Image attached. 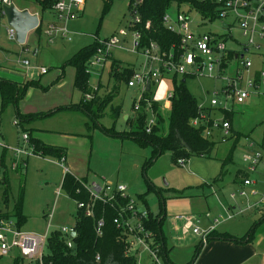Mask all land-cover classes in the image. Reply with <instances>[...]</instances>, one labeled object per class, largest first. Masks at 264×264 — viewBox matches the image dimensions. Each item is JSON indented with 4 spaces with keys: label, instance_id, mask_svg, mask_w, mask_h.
<instances>
[{
    "label": "rangeland",
    "instance_id": "obj_1",
    "mask_svg": "<svg viewBox=\"0 0 264 264\" xmlns=\"http://www.w3.org/2000/svg\"><path fill=\"white\" fill-rule=\"evenodd\" d=\"M130 1L112 0L109 10L105 13L104 0H87L82 17L69 23L72 42L57 35L54 42L50 43L45 33L49 24L55 20V16L46 12L40 14L43 19V33L41 36L34 33L28 35L24 49L29 50V53H21V47L9 41L6 31L2 29L0 66L6 68L14 66L13 70L20 71V58H28L34 65L49 69V73L42 77L35 69L30 72L41 78L42 84L50 83V80L52 82L60 73V67L82 49L95 45L97 41H108L113 35L125 30L129 34L128 37L122 40L120 47L112 50L103 69L87 73L90 76L88 94L92 98L105 100L117 85L115 79L110 76L114 62H120L123 67L134 68L139 72L144 69L145 59L135 46L131 29ZM16 3L23 6L19 1ZM184 6L179 8L180 13L189 15L195 35L209 32L228 33L231 35L227 43L228 48L239 51L247 44V40L237 27L225 32L221 29L219 21L214 24L212 21L207 22L206 13L202 12L201 15ZM178 7L173 5L168 12L175 17ZM228 21L231 22V19ZM150 25L151 22L148 21L147 26ZM64 26L60 25L61 28ZM257 43L264 49V40L257 39ZM37 49L39 54L34 56L33 52ZM188 49H191V46ZM5 50H11L13 54L10 61H6L8 56ZM246 58L251 59L254 64L249 76L253 77L257 70L264 69V54L252 50L246 54ZM225 64L226 67L222 69L219 77L216 72L215 78L197 76L188 80L187 87L201 107L212 109L213 101H217L218 105H226L228 81L236 76L238 63ZM64 73V79L50 91L45 92L46 94L28 91L18 106L10 103L2 111L0 98V161L3 152L7 157L12 156L8 165L10 167L15 161L14 151L18 148L25 150V154L18 158L23 165V175L17 174L10 167L8 171L11 177L10 187L7 188L0 183V213H13L14 204L23 190L25 192L23 216L26 221L20 226L21 232L44 235L47 232L51 234L64 228L75 227L78 222L77 204L61 188L66 167L69 174L79 179L88 177L89 184L95 181L98 184L109 182L127 186L126 195L137 207L147 209L153 216L160 215L163 218L162 235L166 240L167 259L173 264H190L194 260V264H231L232 254L215 241H211L198 251L202 245V238L195 235L193 230L200 228L202 233L206 232L211 222L226 218L228 209L235 203L230 196L238 190L235 181L238 179L239 171L245 167L243 157L251 154L250 145L259 139L264 131V97L253 95L243 105L228 100V107L234 113L233 131L240 134L239 141L235 143L236 139L232 137L231 130L228 141L216 139L218 144L211 157H193L181 165L180 162H173L169 152L154 161L151 146L105 134L86 113L76 109L77 106H81L82 93L74 87L75 69L65 67ZM247 78L248 75L245 76L243 85L246 84ZM11 79L15 80L16 77L12 75ZM118 86L119 94L106 108L100 125L129 134L132 128L127 121L132 119V107L135 100L141 97V93L139 89H129L126 83ZM173 90V82L167 80L156 91L157 100L163 106L162 127L165 133L168 131L170 119V109L166 108L167 93H172ZM261 92L264 94V89ZM120 105L123 106V115L115 122L112 109ZM215 109L212 112V119L226 120L220 112V107L216 106ZM18 110L23 116L20 119L17 116ZM40 112L51 114L36 115ZM126 115H130L127 121L124 119ZM24 135H28L29 140L37 137L47 145L66 149L68 153L66 162L34 155L31 141L25 142ZM230 152H233V162L225 167L223 179L216 181ZM3 172L4 169L0 167V179ZM261 174L263 175L264 171H261ZM6 190L8 209L4 199ZM142 198H145L146 203ZM238 201V209L244 208V203ZM178 216L192 220L194 226L188 233L182 231L181 227L185 222L177 221L175 217ZM7 220L18 224V219L13 215ZM257 221H259L257 213H247L233 221H222L217 229L221 232H224V229L235 231V235L236 233L246 235ZM261 229L264 231V225ZM255 247L254 243L249 244V248ZM46 252L48 253V250ZM19 260L20 254L16 251L9 256H0V264H16ZM160 261L161 264L166 263L162 257ZM23 264L28 262L25 261ZM138 264H153V260L149 255L141 253ZM261 264H264V258Z\"/></svg>",
    "mask_w": 264,
    "mask_h": 264
},
{
    "label": "built area",
    "instance_id": "obj_2",
    "mask_svg": "<svg viewBox=\"0 0 264 264\" xmlns=\"http://www.w3.org/2000/svg\"><path fill=\"white\" fill-rule=\"evenodd\" d=\"M16 1H19L23 6H18ZM87 0H0V32L4 29L7 33V39L11 42L18 43L17 32L9 24L5 15V9L14 6L19 12L27 11L30 15L38 18V28L43 27V19L40 14L44 12L53 14L55 20L49 24L46 29V35L50 42L53 43L57 35L71 41L67 25L70 21L80 18L85 13ZM220 7L219 23L228 24V29L225 32H230L233 28L237 27L243 37L247 40V44L243 45L240 52H236L239 57V62L236 71V76L228 81L227 85V103L226 105L220 104L217 101L212 102V107L219 106L220 109L229 110L228 100L238 105H243L251 99L253 95L264 97L261 90L264 89V69L259 70V78L256 75L249 76L251 68H253V61L246 58V54L252 50L264 54L263 46L257 43V39L264 40V0H214ZM132 5L140 7L144 0H131ZM185 7V6H184ZM231 19V22L228 21ZM166 28L182 38L183 48L185 52L176 58L173 51L169 54L163 52L160 46L156 43H151L149 46L144 47L140 54L145 59L144 69L139 72L135 71L132 79L128 82L129 89H139L141 97L137 99L135 110H140V101L143 95L148 90L150 85L155 87V90L164 81L170 80L172 76L179 75H194L198 77L214 78L217 72V77L225 64V55L228 50V41L231 35L228 33H203L195 35L192 29L193 23L189 15L178 13L175 17L168 12L164 19ZM56 22H58L56 24ZM139 18L131 19V29L140 24ZM65 25L60 27V25ZM36 29V30H37ZM33 31V32H36ZM32 33V32H31ZM30 34V33H29ZM28 34V35H29ZM128 32L121 30L119 34L113 35L108 41H97L98 47L95 55L88 63V72L103 69L107 60L112 54L114 48L120 47L122 40L128 37ZM28 37V36H27ZM133 37L137 47L140 41V34L133 30ZM224 37V38H223ZM27 41V39H26ZM1 44V33H0ZM26 44V43H25ZM23 49L21 53H28L29 50ZM191 46V49L188 47ZM248 49L245 53L242 50ZM243 56V57H241ZM23 65L26 69L32 66L30 60L25 59ZM41 74H47V68H41ZM248 75L247 82L243 85L245 76ZM167 102L171 103L173 92L167 93ZM87 100L92 97L88 95ZM154 99V97H153ZM156 102V100L154 99ZM150 106V105H149ZM161 110V108H160ZM207 117L205 114H200L192 125L194 127L201 126L206 122ZM158 123V118L152 110H149V118L147 119V133H150L154 126ZM231 131V124L226 120L214 119L213 125L206 131L208 137H214L219 141H227ZM24 141L29 142V136L24 135ZM251 154L244 156L245 167L240 170L238 179V190L231 194L230 198L235 203L240 200L244 203V208L238 209L232 215L229 214L228 218L232 219L238 215L246 214L248 212H256L259 215H264V132L260 140L254 141L250 148ZM25 154V150L18 148L14 151L13 157L15 161L10 165L13 170H16L20 165L18 158ZM66 162V159L61 160ZM184 165L183 160L179 161ZM1 167V161H0ZM64 170L69 173V170L64 167ZM84 188L88 193V201H76L77 208L82 211L85 217L95 220V232L98 238L104 234L106 226L105 216L97 218V208L101 206H109L115 211L114 223L117 228L122 230L126 242L128 244L127 254L137 258L141 253L149 255L152 258L153 264H161V249L156 244V238L148 228L147 223L150 221L151 213L147 209H140L137 205L129 199L126 195L128 192L127 186L123 184L102 183L97 182L85 184ZM179 221H185L184 233H188L193 228V222L190 218L179 216ZM223 218H220L222 220ZM220 220H217L216 223ZM214 230L202 233L200 228H194L195 235L202 238V243L206 244L208 236ZM66 239V245L69 249L74 247L72 237H75L77 232L75 227L64 228L60 231ZM51 234L48 232L44 235L23 233L11 220L0 221V256H8L13 252H19L23 260H27L28 264H47L45 262V255L48 241ZM101 258L98 254L96 262H100ZM166 264V263H165Z\"/></svg>",
    "mask_w": 264,
    "mask_h": 264
},
{
    "label": "trees",
    "instance_id": "obj_3",
    "mask_svg": "<svg viewBox=\"0 0 264 264\" xmlns=\"http://www.w3.org/2000/svg\"><path fill=\"white\" fill-rule=\"evenodd\" d=\"M111 1L112 0H104L105 13L109 10ZM173 5H178V8L185 5L186 7H189L190 10H194L201 15L202 12L206 13L207 15L205 16L206 18L208 17V19H206L207 22L212 21L213 24L219 19L220 7L214 0H144V3L140 7H134L130 1V18L132 20L133 18H139L141 20L140 24L136 25L133 29L140 34V41L137 45L138 52L144 47L149 46L151 43L158 44L161 50L168 54L173 51L176 58L185 52L181 36L172 33L164 25L163 19ZM148 21L151 22L150 27L147 26ZM42 33L43 27L41 26L36 30L35 35L41 36ZM227 38L228 37H225L228 41L229 39ZM97 47L98 43H95L93 46L85 47L71 60L67 61L62 68L64 71L65 67H73L76 71L74 87L82 93L81 106H77L76 109L82 110L86 113L94 124L99 126L100 129L110 137L131 139L142 145L151 146L154 151V161L159 159L166 152L171 153L172 160L175 163H179L180 160L187 162L193 157H211L218 142H216V138L208 137L206 131L213 125L214 120L211 116L213 110L216 109L202 108L197 99L189 91L187 82L189 79L195 78L196 76L194 75H174L170 78V81L174 84V90L173 98L171 99L170 119L167 133H165L162 127V118L164 116L160 111L161 106L153 99L155 87L153 88L152 85L148 87V90L140 101V110H135L136 103H134L132 107L133 117L131 120L127 121V124L132 128L129 134H126V132H118L114 128L108 129L100 125V119L104 116L106 108L119 94L118 85L121 83L128 84L133 77L135 69L123 67L122 63L114 62L112 64L110 76L115 79L117 85L111 95L105 100L98 97L86 100L87 95H89L88 82L90 77L87 74L89 73L88 63L95 55ZM236 54L235 51L231 49L228 50L224 56L226 60L225 63L234 62ZM225 67L226 64L222 66V69ZM256 76L259 78V74H256ZM183 80H185V82H183ZM31 89H41L44 92H47L50 90V87L43 88L40 86L39 81H28L23 85H19L0 78L2 111L10 103L18 106L20 102L25 99L28 91ZM149 110H152L157 116L158 123L153 127L150 133H147ZM122 112V105L112 109V117L115 122L121 118ZM220 112L225 116L226 120L230 122L232 130L231 135L236 139L235 143H237L240 139V134L233 131L232 118L234 113L226 112L223 109H220ZM200 114H205L207 120L201 126L194 127L192 122L198 118ZM36 115H34V117H36ZM17 116L19 119L23 117L19 110ZM31 145L33 153L36 156L53 158L59 161L67 158V150L64 148L47 145L38 139H32ZM232 162L233 152H230L223 162L222 172L219 179L216 181H221L223 179L225 167ZM1 167L4 169V172L3 177L0 179V183L9 188L11 184L10 173H8L10 167L7 165L5 153H3L1 158ZM22 170L23 165L20 164L14 172L22 174ZM236 181H238V179ZM85 184H88L87 180L79 179L76 176L67 173L63 178L61 188L75 202L88 201V193L84 188ZM4 199L6 208L8 209V190L4 193ZM24 199L25 192L22 190L14 204L13 213H0V221L7 220L13 215L18 219L17 227L21 229V224L26 221L23 216ZM142 201L146 203L145 198H142ZM96 214L97 218L104 215L106 220L104 234L101 238H98L96 235L95 220L85 217L83 212L78 210V222L75 226L77 234L75 237H72L74 247L72 249L67 247L65 242L66 239L61 232L56 231L51 233L47 246L48 253L45 255V262L47 264H138L136 257L127 254L128 244L125 235L122 230L117 228L113 221L115 218V211L109 206H101L97 208ZM162 224L163 218L160 215L153 216V214H151L150 221L147 223V228L153 232L156 238V244L161 249L160 256L166 260V264H173L167 259L166 240L162 235ZM263 225L264 215L253 225L250 231L241 238L226 233H216V231H214L208 236L207 242L212 240H223L231 241L235 244H250L255 242L260 228ZM202 246L203 243L198 248V251L202 249ZM98 254L100 255L101 261L97 263L96 256ZM21 262L22 258H20L16 264H21ZM194 262L195 260L190 264H194Z\"/></svg>",
    "mask_w": 264,
    "mask_h": 264
},
{
    "label": "crops",
    "instance_id": "obj_4",
    "mask_svg": "<svg viewBox=\"0 0 264 264\" xmlns=\"http://www.w3.org/2000/svg\"><path fill=\"white\" fill-rule=\"evenodd\" d=\"M87 3V2H86ZM85 9H86V7H85ZM82 17V16H81ZM77 20V19H76ZM74 21V20H73ZM71 22V21H70ZM69 22V23H70ZM58 22H56V24H57ZM69 23H68V25H67V29H68V32H69ZM58 25H61V24H58ZM227 25V28H226V30L228 29V24H226ZM221 26H222V28L223 29H225L224 28V26H223V24H221ZM34 33V35H35V32H32V33H30V34H33ZM46 34V33H45ZM69 36H71V34L69 33ZM64 39V38H63ZM65 40H67V39H65ZM50 41V40H49ZM68 41V40H67ZM68 42H72V37H71V41H68ZM51 43V42H50ZM18 46H20L21 47V51H22V49H23V46H21V44H17ZM136 46V45H135ZM137 48V47H136ZM245 49V48H244ZM244 49L242 50L243 52H244ZM231 50H233V51H236V52H240L239 50H235V49H231ZM6 52H7V58H6V61H10V57L13 55L12 54V52H11V50H5ZM20 51V52H21ZM35 51H36V54H35ZM34 52H33V55L34 56H38V54H39V49H37V50H35ZM30 52V51H29ZM28 52V53H29ZM140 53V52H139ZM236 58V57H235ZM16 59V58H15ZM25 59H27V60H30V59H28V58H20V60H19V63H20V65H19V70L20 71H17L16 69L15 70H13V68H14V66L12 67V68H6V67H2V66H0V78L1 79H5V80H8V81H11V82H14V83H17V84H19V85H23V84H25L26 82H28V81H39V83H40V86H42L43 88H48V87H50V89L51 88H53L54 86H56V85H58L63 79H64V71H63V67H60V73L58 74V75H56V77H55V79H53L52 80V82H51V80H50V83L49 82H44L43 84H42V80H41V78H39V77H37V76H34L30 71L31 70H33V69H35L36 71H38L39 72V76L40 77H42L43 75L41 74V72H40V70H41V68H46L45 66H38V65H34L33 63H32V61L30 60V62H31V64H32V66L33 67H31V68H29V69H26L25 67H24V65H23V62H24V60ZM239 59V57L238 58H236L235 59V61L234 62H237L238 64H239V62L237 61ZM1 68H5V69H1ZM8 69V70H7ZM48 69V68H47ZM224 70V69H223ZM259 70H257L255 73H257ZM221 72H223L222 70H221ZM221 72L219 73V76H220V74H221ZM48 73H49V69H48ZM75 73H76V71H75ZM12 75L14 76V77H16V79L14 80V79H11L12 78ZM44 75H46V74H44ZM218 76V77H219ZM215 78V77H214ZM74 81H75V77H74ZM57 82V83H56ZM165 82V81H164ZM163 82V83H164ZM54 83H56L55 85H53ZM162 83V84H163ZM161 84V85H162ZM161 85L160 86H158L157 87V89L154 91V99L156 100V102L161 106L160 108H161V113L163 114V106L161 105V103L157 100V97H156V91H158V89L159 88H161ZM31 90H34V91H40V92H43V93H45L43 90H41V89H31ZM30 90V91H31ZM50 91V90H49ZM96 91H98V88L96 89ZM48 92V91H47ZM46 94V93H45ZM88 96V95H87ZM81 100H82V98H81ZM87 100V99H86ZM21 102H23V100L21 101ZM20 102V103H21ZM137 102V99L135 100V103ZM170 106H171V103H169V102H167V105H166V108H167V110L168 109H170ZM203 108V107H202ZM224 111H226V110H224ZM46 112H48V111H46ZM46 112H40V113H36L37 115H46V116H48V114H51V113H46ZM226 112H231L230 111V109L228 110V111H226ZM222 114V113H221ZM122 115H123V112H122ZM122 115H121V117H122ZM130 118V115H126L125 117H124V119H125V121H127L128 119ZM264 132V131H263ZM37 137H35V138H33V139H36ZM261 138V137H260ZM260 138L259 139H257V141L258 140H260ZM30 139V138H29ZM38 139V138H37ZM39 140V139H38ZM31 140H29V142H30ZM41 141V140H40ZM3 153H5V152H3ZM68 154V153H67ZM5 155H6V153H5ZM11 157L12 156H10V157H7L6 156V162H7V165H9V162H10V159H11ZM66 160H67V158H66ZM65 171V170H64ZM65 175H66V173H65ZM64 175V176H65ZM238 177H239V173H238ZM64 178V177H63ZM82 179H85V180H87V182H88V177H83ZM239 179V178H238ZM63 182V181H62ZM92 183H95V181H93ZM237 183H238V181H235V185H237ZM61 187H62V185H61ZM58 194H60V192H58ZM231 199V198H230ZM237 210H238V207H237V203H233V206H230V208L228 209V212H227V214H226V218H223L222 220H220L219 222H218V224L216 223V221L217 220H215V221H213V222H211V225H210V228L208 229V230H210L212 227H214V230L212 231V232H214V231H216V233H226V234H229V235H231V236H234V237H238V238H241V237H243V236H245V235H239V234H237L236 233V235H235V231H230V230H227V229H224L225 231L224 232H221V231H219L217 228H218V226L222 223V221L224 222V221H233L234 219H236L237 217H240V216H243L244 214H242V215H238V216H236V217H234V218H232V219H229L228 218V216H229V214H232V215H234L236 212H237ZM248 213H253V212H248ZM256 213V212H255ZM247 214V213H246ZM258 214V213H257ZM261 215H259L258 214V218L260 219L261 217H260ZM179 217V216H178ZM178 217H175L176 219L178 218ZM175 219V220H176ZM177 221H179L178 219H177ZM179 222H185V221H179ZM16 226H17V224H16ZM184 226H185V223L183 224V226L181 227V229H182V231L184 232ZM211 232V233H212ZM210 233V234H211ZM200 237V236H199ZM212 241H215L216 243H218L217 245H219V246H221V247H223L228 253H230V254H232V258H231V264L234 262V264H261V261H262V259L264 258V231L261 229L260 231H259V233H258V235H257V238H256V240H255V242H253L254 244H255V248H249V244H235V243H233V242H231V241H223V240H212ZM211 242V241H210ZM210 242H207L206 244H203V246H202V249L204 248V246H206V245H209V243ZM201 249V250H202ZM9 256V255H8ZM21 258V257H20ZM28 262L27 260H23L22 259V262H21V264H23L24 262Z\"/></svg>",
    "mask_w": 264,
    "mask_h": 264
},
{
    "label": "water",
    "instance_id": "obj_5",
    "mask_svg": "<svg viewBox=\"0 0 264 264\" xmlns=\"http://www.w3.org/2000/svg\"><path fill=\"white\" fill-rule=\"evenodd\" d=\"M5 15L8 19L9 24L17 32L18 43L24 45L26 43L28 34L37 29L39 24L38 18L36 16L30 15L27 11L19 12L14 6L6 8ZM223 26L225 29L227 28L226 23H224ZM244 52L247 53L248 49L245 48ZM236 58H238V56H236ZM183 82H185V80H183Z\"/></svg>",
    "mask_w": 264,
    "mask_h": 264
}]
</instances>
